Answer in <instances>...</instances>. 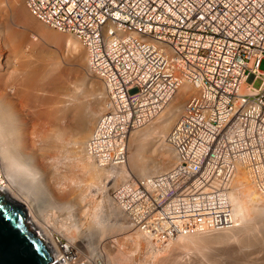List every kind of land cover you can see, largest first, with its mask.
<instances>
[{"label": "built area", "instance_id": "obj_1", "mask_svg": "<svg viewBox=\"0 0 264 264\" xmlns=\"http://www.w3.org/2000/svg\"><path fill=\"white\" fill-rule=\"evenodd\" d=\"M22 1L36 20L77 39L103 85L104 111L84 149L98 168L124 166L130 133L191 88L165 137L174 164L111 190L131 227L160 241L233 230L238 171L264 206V0ZM53 238L49 264H90Z\"/></svg>", "mask_w": 264, "mask_h": 264}, {"label": "rangeland", "instance_id": "obj_2", "mask_svg": "<svg viewBox=\"0 0 264 264\" xmlns=\"http://www.w3.org/2000/svg\"><path fill=\"white\" fill-rule=\"evenodd\" d=\"M259 68L264 71V61ZM260 84L261 80L256 79L253 82V87L258 88ZM189 90L184 97L183 106L186 105L192 93ZM176 97L177 95L172 98L171 104ZM75 98L77 99L75 100ZM105 100L106 94L103 85L95 75L88 71L85 50L77 39L72 35L52 30L36 20L29 14L22 0H0V104L8 110L9 116L12 114L11 118L15 120L14 123L17 120L15 131L18 136L15 138L19 139V151L23 155L29 156L33 165L37 164L34 166L38 172H40L39 170H41L40 173L44 172L41 175L44 182L48 183V188H51L49 191L53 192L52 195L55 199L53 205L49 207V204L47 205L43 201L37 216L27 214L30 230L38 231L35 229L34 221H39L42 225L48 223L49 228L53 229V231L50 229L53 237L59 236L75 246L90 264H264V247L261 249L254 246L252 235L249 236L246 233L250 226L247 223L251 222L248 218L252 219L253 214L245 197L243 203L247 209L248 218L243 224V235H239L238 232L234 234L222 231L218 236L214 233L208 235L188 234L186 239L183 235V237L171 241H160L148 237L147 233L130 226L123 214L112 203L111 190L113 188L110 187L113 185V181L115 183L113 187L130 179L140 181L156 175L153 170H157V166L161 173L174 164L175 158L168 159L167 147L170 146L166 144L165 136L180 117L184 107L179 112L180 114L178 113V118L176 117L169 126L170 130H167V133L162 132L161 134V132L159 133L161 130L158 129L160 128L159 122L163 119V113H160L142 128L133 131L131 137L134 140L141 134L146 136L145 138H143L144 136L140 137L142 138L140 141L137 139L138 145L141 144L139 147H142L139 148V165L128 166L129 179L126 178L123 181L120 179L121 181H119L117 178L110 180L108 177L109 179L104 178L101 183L99 176L94 174L95 170L91 169L93 163L85 155L84 144L104 111ZM71 104L73 108L74 104H76V108L82 106L87 117L91 118L90 121L86 118L88 122L85 120L82 123L88 129L81 124L80 129L75 130L76 125L74 121V124L71 123L72 119L68 117L69 115L60 114L62 110L73 109L72 107L68 108ZM5 117L7 116L5 115ZM92 117L94 118L92 119ZM83 127H86L85 132L82 131L85 129ZM60 130L61 132H58ZM62 132L68 135L66 136ZM61 133L63 136H60ZM84 133L86 134L83 135ZM76 134H81V136ZM133 139L129 136L127 141L128 156L130 153L132 154L133 142H136ZM90 161L91 164H87ZM140 167L141 170L147 168L143 169V171L145 170L144 176L138 175L136 172V168L140 169ZM147 171L149 172L147 173ZM47 173L50 174L47 175ZM238 175H240L239 178H237ZM244 175L242 171H238L233 181L241 178L247 184L243 193L245 194L251 189L250 191L258 196ZM138 176H141L140 179ZM116 179L117 181H115ZM234 182H232L231 189ZM108 188L110 189L108 190ZM261 202L260 199L258 204L264 208ZM97 222L100 224L97 225ZM113 224H120V226L112 228ZM63 227L67 230H64ZM100 227L103 231L96 233L95 231ZM94 233L97 235L94 236ZM86 234L91 235H88L87 238ZM226 236H230V240L226 238L228 241L226 239L223 241ZM262 236L264 242V231ZM210 239L215 241H210ZM87 242L90 245H87ZM262 246H264L263 243Z\"/></svg>", "mask_w": 264, "mask_h": 264}, {"label": "bare ground", "instance_id": "obj_3", "mask_svg": "<svg viewBox=\"0 0 264 264\" xmlns=\"http://www.w3.org/2000/svg\"><path fill=\"white\" fill-rule=\"evenodd\" d=\"M21 8V7H20ZM18 10V8H17ZM20 10V9H19ZM27 14V13H26ZM28 17V16H27ZM26 19V18H25ZM41 68V67H40ZM44 68V67H43ZM46 69V68H45ZM44 69V70H45ZM47 70V69H46ZM37 72V71H36ZM39 73H40V70H39ZM46 73V71H45ZM44 74V72H43ZM47 74V73H46ZM45 74V76H46ZM35 76V75H34ZM45 76L43 75V78H45ZM49 76H51L49 74ZM41 77H42V73H41ZM40 77V78H41ZM74 77V76H73ZM97 77V76H96ZM53 78V76H52ZM79 78V77H78ZM81 78V77H80ZM98 78V77H97ZM35 79V78H34ZM50 78H48L49 80ZM74 79V78H73ZM99 79V78H98ZM33 80V79H32ZM47 80V79H46ZM45 80V81H46ZM51 80V79H50ZM72 80V79H71ZM80 80V79H79ZM52 81V80H51ZM55 81V80H54ZM73 81V80H72ZM78 83V81H76ZM82 82V81H81ZM76 85V84H75ZM81 87V86H79ZM68 88V87H67ZM72 89V88H71ZM70 89V90H71ZM78 89V88H77ZM188 89L191 90V88L188 86H183L181 87L178 92L174 95L177 97L175 98L174 102L171 104V101H170V104L167 105L166 109L164 110V112L162 111L163 113V119L162 121H160V128H157L160 129L161 131H159V133L162 132L164 133H167V130H170L168 129L169 126L172 124V122H174L175 118L178 116V113L182 110V108L184 107L183 106V102H184V97L186 96L187 92H188ZM64 90V89H63ZM189 90V91H190ZM72 91V90H71ZM72 94V93H71ZM75 94V93H74ZM79 97V96H78ZM71 99V98H70ZM77 98H75L76 100ZM72 100V99H71ZM70 102V101H69ZM68 102V103H69ZM76 103V102H75ZM76 104H74V108L72 107V104L68 107H72L73 109H65V110H62L61 111V115H69L68 117H70L72 119V122L74 121L75 123V130L77 128L80 129V125L85 122L86 118L87 117V113L84 112L82 106L80 107H75ZM79 106V105H77ZM85 108V107H84ZM8 110L5 109V107L1 106L0 104V193L5 197L4 200L8 201V202H11L13 204H17V205H21L26 211H27V214L28 215H36L37 212L39 211L40 209V205L43 204V201L44 203H46L48 205V207L50 205H53L55 199L53 197V192L51 193L49 191V189L51 188H48L47 184L44 182V179H43V176L41 175L42 173H44L41 170H39L40 172L37 171L36 167L37 164L34 166L33 165V162L31 160V158L28 156H25L22 154V152L19 151L20 148V143H18V140L17 138H15V136H18V133L17 131H15V123L11 117H12V114L11 116H9V112H7ZM91 112V111H90ZM180 114V113H179ZM5 115L7 117H5ZM93 115V114H92ZM89 116V115H88ZM96 116V115H95ZM61 117V116H60ZM91 117V116H89ZM14 118V117H13ZM94 117H92L93 119ZM156 118V117H155ZM161 118V116H160ZM178 118V117H177ZM15 119V118H14ZM89 121L91 118H88ZM88 119L86 120V122H88ZM66 120V119H65ZM70 120V119H69ZM68 120V121H69ZM161 120V119H160ZM67 121V122H68ZM98 121V120H97ZM73 123V124H74ZM72 124V125H73ZM63 126V125H62ZM67 126V125H66ZM65 126V127H66ZM82 126H86V125H83ZM81 126V128H82ZM64 127V126H63ZM69 127V126H68ZM87 127V126H86ZM86 127H83L85 128L84 130H82L83 132L86 131ZM95 127V126H94ZM72 128V127H71ZM73 128H74V125H73ZM72 128V129H73ZM153 128V127H152ZM155 128V126H154ZM57 129V128H56ZM70 129V128H68ZM67 129V130H68ZM88 129V127H87ZM94 129V128H93ZM71 130V129H70ZM145 130V129H144ZM148 130V129H146ZM150 130V129H149ZM69 131V130H68ZM74 131V130H73ZM78 131V129H77ZM88 131V130H87ZM151 131V130H150ZM149 131V132H150ZM155 131V130H154ZM6 132H7V137H6ZM58 132H61L58 131ZM72 132V131H71ZM142 132V131H141ZM63 134H65V132H62ZM60 134V136L63 134ZM77 133V132H76ZM79 133V132H78ZM92 133V132H91ZM133 133V131L131 132ZM131 133H130V138L133 139L131 137ZM158 133V132H157ZM55 134V133H54ZM72 134V133H71ZM70 134V135H71ZM86 133H84L83 135H85ZM145 134H147V131H145ZM152 134V133H151ZM160 134V135H161ZM66 136L68 134H65ZM77 136L81 134H76ZM91 135V134H90ZM150 135V133H149ZM164 135V134H163ZM58 136V135H57ZM73 136V135H72ZM76 136V137H77ZM144 136V134H143ZM142 134L137 138L139 139L138 141L142 140V138L140 137H143ZM148 136V135H147ZM56 137V136H55ZM84 137V136H83ZM136 137V136H135ZM146 136H144L143 138H145ZM164 137V136H163ZM166 137V136H165ZM62 138V137H61ZM71 138V137H70ZM81 138V137H80ZM15 139V140H14ZM55 139V138H54ZM60 139V138H59ZM64 139V138H63ZM75 139V137H74ZM72 139V140H74ZM78 139V138H76ZM84 139V138H83ZM136 140V142H133L134 143V147H133V151H132V154L130 153L127 160L128 162H126V164L120 168H98L93 162V164L91 165V169L92 170H95L93 173L95 174V176H99L98 178L101 179V181L99 182H103L102 180L105 178H108L110 177V180L111 179H119V181H123L124 179H129L128 177L130 176V170H129V167L128 166H137V164L139 165V162H138V157H140V149L139 148H142L141 146L139 147V144L138 145V141ZM82 140V139H81ZM88 140V139H87ZM134 140V139H133ZM134 140V141H135ZM62 141V139H61ZM84 141V140H83ZM56 142V141H55ZM59 142V140H58ZM87 142V141H86ZM72 143V142H71ZM77 143V141H76ZM143 143V142H142ZM61 144V143H60ZM86 144V143H85ZM84 144V145H85ZM163 144V143H162ZM55 145V144H54ZM72 145V144H71ZM80 145V143H79ZM145 146V145H144ZM46 147V146H45ZM171 147V146H170ZM170 147H167V151H168V159L172 160V158L174 159L175 158V153L173 151V149H171ZM48 149V148H47ZM76 150V149H75ZM43 151V150H42ZM47 151V150H46ZM142 153V152H141ZM164 153V152H163ZM43 154V153H42ZM46 154V153H45ZM144 154V153H143ZM73 155V154H72ZM78 155V154H76ZM131 155V156H130ZM163 156H165L163 154ZM47 157V155H46ZM44 157V158H46ZM75 157V156H74ZM43 158V157H42ZM78 158H80L78 156ZM49 159V158H48ZM71 159V158H70ZM164 159V158H163ZM166 159V158H165ZM166 159V160H168ZM45 160V159H44ZM72 160V159H71ZM70 160V161H71ZM81 160V159H80ZM82 160H83V157H82ZM85 160V159H84ZM165 160V161H166ZM79 161V160H78ZM140 161V160H139ZM46 162V161H45ZM74 162V160H73ZM82 162V161H81ZM87 162V161H86ZM170 162V161H169ZM76 163V162H74ZM91 164V161L88 162L87 164ZM160 163V162H159ZM168 163V161H167ZM166 163V164H167ZM78 164V163H77ZM82 164V163H81ZM89 164V165H90ZM128 164H131V165H128ZM158 164V163H157ZM165 164V163H164ZM46 165V164H44ZM48 165V164H47ZM53 165V164H52ZM141 165H143L141 163ZM153 165V164H152ZM160 165V164H159ZM168 165V164H167ZM166 165V166H167ZM82 166V165H81ZM80 166V167H81ZM84 166V165H83ZM94 166V168H93ZM147 166V165H146ZM165 166V165H164ZM90 167V166H89ZM130 167V168H131ZM143 168V167H142ZM143 169H147V168H143ZM143 169L141 170V167L140 169L136 168V172L138 173V175H143L145 173V170L143 171ZM152 169V168H151ZM155 169V168H154ZM158 166H157V170H153L154 173H160V169L158 171ZM162 169V168H161ZM166 169V168H164ZM47 170V169H46ZM90 170V171H92ZM133 170V169H132ZM131 170V171H132ZM134 170H135V167H134ZM152 171V170H151ZM162 171V170H161ZM48 172V171H47ZM52 172V171H51ZM50 172V173H51ZM149 171H147L148 173ZM50 173H47V175H49ZM153 173V172H152ZM153 173V174H154ZM238 174V173H237ZM240 174V173H239ZM43 175H46V174H43ZM93 175V174H92ZM145 175V174H144ZM143 175V176H144ZM242 175V174H241ZM51 176V175H50ZM112 176V177H111ZM240 175L237 176V178H239ZM243 176V175H242ZM245 176V175H244ZM139 177V176H138ZM141 177V176H140ZM139 177V179H140ZM47 178V176H46ZM49 178V177H48ZM51 178V177H50ZM97 178V177H96ZM97 178V179H98ZM236 178V179H237ZM98 179V180H99ZM109 179V178H108ZM117 179L115 181H117ZM121 179V180H120ZM50 180V179H49ZM62 180V179H60ZM132 180V179H130ZM134 180V179H133ZM142 180V179H141ZM140 180V181H141ZM244 180V179H243ZM48 181V180H47ZM128 181V180H127ZM125 182V181H124ZM234 182V181H233ZM58 183H60L58 181ZM118 183V182H117ZM50 184V183H49ZM114 181H113V185H114ZM51 185V184H50ZM53 185V184H52ZM58 185V184H57ZM62 185V184H61ZM113 185L110 187L111 189L113 188ZM245 182L242 181V179H237L235 180L234 182V185L232 187V189L230 190V193H229V200H230V203L232 205V209H233V212H234V215H235V218L237 217L236 219V222H237V227L234 228L233 230H230L228 232H233L234 234L235 233H239V235H243V224H245L246 222V218H248L247 216V209L246 207L244 206V197H245V201L248 203V205L250 206L249 209L250 211L252 212L253 214V218L252 219H249V222L250 223H247V224H250V226L248 227L247 229V234L250 236L252 235V244L258 248H261L264 247L262 246V243L264 245V242L262 241L263 239L261 237L262 236V233L264 231V208L260 206V204H258V196H256L254 194V192L252 191H248L247 193H243L245 191ZM55 186V184H54ZM64 187V186H63ZM77 187V186H76ZM56 188V187H55ZM108 188V190L110 189ZM58 189V188H57ZM64 189V188H63ZM65 191V190H64ZM66 192V191H65ZM56 193V192H55ZM65 194V193H64ZM66 195V194H65ZM79 196V195H78ZM56 198V196H55ZM64 198H66L64 196ZM80 198V197H79ZM61 199V198H60ZM81 199V198H80ZM63 200V199H62ZM60 201V200H59ZM262 203V202H261ZM56 204V203H55ZM60 204V203H59ZM57 204V205H59ZM46 205V206H47ZM61 206V205H59ZM53 207V206H52ZM64 208V207H63ZM37 216V215H36ZM42 216V215H41ZM39 219V218H38ZM35 220V219H34ZM35 222V229H38V231H34V233L37 234V236L43 240V242L47 245V247H51L53 244H54V238L52 237V232L51 230L53 231V229L49 228V225L48 223H43L44 225H42L39 221ZM28 224V223H27ZM97 225L100 224V223H96ZM119 227L120 224H113L111 227L114 228V227ZM51 227V226H50ZM64 230L67 228L63 227ZM51 229V230H50ZM67 230V229H66ZM29 231L30 228H29ZM103 229L102 227L98 228L95 232L96 233H100L102 232ZM94 233L96 236L97 234ZM219 232H215L214 234H216L217 236L220 235V233L218 234ZM88 235H91V234H86L85 237L87 236L88 238ZM208 235V234H207ZM192 236V235H191ZM216 236V237H217ZM84 237V238H85ZM182 237V236H181ZM185 239H186V235L184 236ZM211 237L212 234H211ZM180 238V237H179ZM189 238V237H188ZM209 238H210V235H209ZM215 238V237H214ZM220 238H223V237H220ZM228 239L230 240V236H226L224 238L223 241H225V239ZM217 239V238H216ZM226 239V240H227ZM88 240V239H87ZM195 240V239H194ZM213 240V239H210V241ZM227 240V241H228ZM184 241V240H183ZM215 241V240H213ZM184 243V242H183ZM230 243V242H229ZM89 243L87 242V245ZM90 245V244H89ZM176 246V245H175ZM227 246V245H226ZM175 248V247H174ZM183 249V248H182ZM182 252V251H181ZM264 252V251H263ZM180 253V252H179ZM181 256V255H180ZM182 257V256H181ZM189 257V256H188ZM178 259V258H177ZM181 261V260H180ZM183 261V260H182ZM189 262V261H188ZM186 264V263H185Z\"/></svg>", "mask_w": 264, "mask_h": 264}, {"label": "water", "instance_id": "obj_4", "mask_svg": "<svg viewBox=\"0 0 264 264\" xmlns=\"http://www.w3.org/2000/svg\"><path fill=\"white\" fill-rule=\"evenodd\" d=\"M0 193V264H49L47 245L27 224V211Z\"/></svg>", "mask_w": 264, "mask_h": 264}]
</instances>
